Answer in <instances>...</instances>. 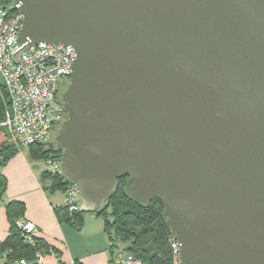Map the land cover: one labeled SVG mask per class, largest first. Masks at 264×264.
Instances as JSON below:
<instances>
[{"label":"water","instance_id":"1","mask_svg":"<svg viewBox=\"0 0 264 264\" xmlns=\"http://www.w3.org/2000/svg\"><path fill=\"white\" fill-rule=\"evenodd\" d=\"M18 43L76 52L43 142L93 216L158 200L180 264H264V0H13Z\"/></svg>","mask_w":264,"mask_h":264},{"label":"built area","instance_id":"2","mask_svg":"<svg viewBox=\"0 0 264 264\" xmlns=\"http://www.w3.org/2000/svg\"><path fill=\"white\" fill-rule=\"evenodd\" d=\"M23 14L13 5H0V94L5 99L7 141L19 151L40 144L54 135L59 124L60 91L73 74L76 52L63 44L39 43L30 49L18 43L23 26ZM43 173L60 174V154L50 153L39 161ZM64 207L71 213L80 212L75 184L64 192ZM18 227L26 241L35 246L39 233L32 223L20 220ZM109 241V240H108ZM173 264H180V246L171 238ZM110 264H143L140 259L125 253L109 241ZM44 254L38 252L41 264ZM19 264H29L25 260Z\"/></svg>","mask_w":264,"mask_h":264},{"label":"trees","instance_id":"3","mask_svg":"<svg viewBox=\"0 0 264 264\" xmlns=\"http://www.w3.org/2000/svg\"><path fill=\"white\" fill-rule=\"evenodd\" d=\"M0 5H13V0H0ZM5 109V99L0 94V164L3 159L8 160L20 152L8 143L6 130L1 126L5 119ZM29 149L35 161L45 159L50 153L60 154L56 148L46 147L42 143ZM42 179L44 182L49 180L51 190H60L63 193L70 184L62 175L52 177L43 173ZM6 186V181L0 179V201ZM125 186L126 178L118 182L113 196L93 216L104 219V231L109 241L117 245L123 243V251L140 259L143 264H173L170 241L172 235L163 218L162 203L154 200L148 207H142L126 195ZM24 212V204L12 203L8 206L11 235L0 245V253L7 254L8 264H19L22 260L29 264H40L36 261L37 253L42 251L40 240L36 241L35 246L30 245L18 227ZM86 215L81 212L71 213L63 207L57 210L58 220L76 229H81L84 225Z\"/></svg>","mask_w":264,"mask_h":264},{"label":"crops","instance_id":"4","mask_svg":"<svg viewBox=\"0 0 264 264\" xmlns=\"http://www.w3.org/2000/svg\"><path fill=\"white\" fill-rule=\"evenodd\" d=\"M26 150L0 164V179L7 185L0 201V245L11 235L8 206L21 203L25 212L19 221L32 223L39 233L40 252L44 254L41 264H110L104 222L98 216L86 215L81 229L61 223L57 210L64 208V193L45 184L39 161ZM6 256L0 253V264H8Z\"/></svg>","mask_w":264,"mask_h":264},{"label":"flooded vegetation","instance_id":"5","mask_svg":"<svg viewBox=\"0 0 264 264\" xmlns=\"http://www.w3.org/2000/svg\"><path fill=\"white\" fill-rule=\"evenodd\" d=\"M65 89H66V86L60 91V94H59L60 101L62 99V95H63ZM61 104H62V102H61ZM66 118H67V116L65 114L59 113V116H58L59 124H58V127H57V131L60 128L61 124L66 120ZM57 131H55L54 134L57 133Z\"/></svg>","mask_w":264,"mask_h":264},{"label":"rangeland","instance_id":"6","mask_svg":"<svg viewBox=\"0 0 264 264\" xmlns=\"http://www.w3.org/2000/svg\"><path fill=\"white\" fill-rule=\"evenodd\" d=\"M0 82H1V77H0ZM68 84H69V83H68ZM68 84H67V85H68ZM67 87H68V86H67ZM67 87H66V88H67ZM29 148H30V147H29ZM29 148H27V149H29ZM23 150L28 151V150H26V149H23ZM38 168L43 170V167H42V166H40V167H38ZM48 183H49V180H48V181H45V184H46V185H49ZM64 208H65V207H64ZM99 219H100L101 222H102V221L104 222V219H103L102 217H100ZM38 240H40V239H38ZM118 246H119V249H121L122 251H123V249H125V246H124L123 243H119ZM124 252H125V251H124ZM125 253H126V252H125ZM127 254H128V253H127Z\"/></svg>","mask_w":264,"mask_h":264}]
</instances>
